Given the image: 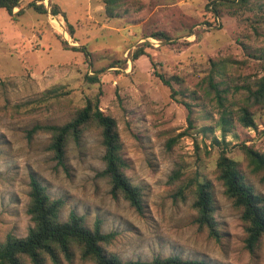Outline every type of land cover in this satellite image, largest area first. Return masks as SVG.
Here are the masks:
<instances>
[{
  "label": "rangeland",
  "instance_id": "rangeland-1",
  "mask_svg": "<svg viewBox=\"0 0 264 264\" xmlns=\"http://www.w3.org/2000/svg\"><path fill=\"white\" fill-rule=\"evenodd\" d=\"M213 1L233 0H126L113 16L104 0H21L14 13H23L15 17L0 8V243L8 235L26 237L33 226L27 210L35 175L52 198L65 201L61 221L72 211L89 228L101 220L103 232L114 234L107 250L123 261L178 256L208 264H264V246L256 255L246 250L241 212L216 172L225 153L264 196V183L247 167L242 147L264 152V110L252 105L249 91L264 75V0L244 10L223 6L219 17ZM32 2L44 3L48 12L29 7ZM52 7L61 13L54 16ZM156 32L170 39L158 40ZM137 50L145 54L134 61ZM158 74L176 77L175 98ZM97 97L118 123L127 174L143 191V212L114 197L101 176L100 129H87L79 144L70 140L63 163L49 148L52 134L34 130L70 122ZM183 101L191 104L193 128ZM248 105L256 129L238 120L236 113ZM224 109L227 131L218 124ZM178 167L185 182L198 172L212 183L219 241L195 223L194 186L185 187L184 196V184L171 183ZM60 264L94 263L78 252Z\"/></svg>",
  "mask_w": 264,
  "mask_h": 264
},
{
  "label": "trees",
  "instance_id": "trees-1",
  "mask_svg": "<svg viewBox=\"0 0 264 264\" xmlns=\"http://www.w3.org/2000/svg\"><path fill=\"white\" fill-rule=\"evenodd\" d=\"M254 1L233 0L229 1V4L213 1L211 5L219 17L221 16L220 8L223 6L236 11L244 10L249 9ZM125 2L126 0H104L106 13L113 16ZM16 7H21V0H0V8L5 9L11 17L23 13V10H20L15 14ZM29 7L41 14L48 12L44 3L32 2ZM51 12L54 16L61 13L58 7H52ZM152 36L158 40L170 39L165 32H156ZM142 54H145L143 50H137L133 55V60H137ZM158 76L163 84L171 89V97L175 98L178 93L173 88L172 80L176 77L166 78L162 74ZM89 79L92 82L98 81L97 77ZM211 86L219 91L217 85L212 82ZM249 91L252 105L264 110V75L259 80L256 89H249ZM183 104L189 109V128H193L191 104L187 101H183ZM236 114L243 127L257 128L255 116L249 105L241 108ZM218 124L224 131L229 128L230 115L227 110L222 111ZM93 126L101 131L102 145L105 149V169L101 176L108 179L111 194L114 197L123 196L136 211L143 212V191L139 185L132 182L127 174L129 165L123 155L118 123L114 117L101 110L99 97L89 99L70 122L62 126H37L34 130H46L52 134L49 148L55 154V158L63 163L68 142L73 140L79 144L85 131ZM186 132L180 134L178 138L186 135ZM171 141L175 143L174 138ZM242 147L247 167L264 183V152L248 147L245 143ZM216 172L217 179L224 186L225 195L241 212V221L244 224L246 235L245 248L252 255H256L260 247L264 246V196L247 183L240 163L225 153L218 158ZM191 174L192 176H189L186 182L183 181L186 174L182 167H178L174 170L171 183L182 182L184 185L179 188V193L184 196L185 187L194 186L193 208L197 213L195 223L201 231L208 232L210 237L219 241L221 235L215 219L213 185L210 181L201 180L198 172ZM29 196L30 203L27 212L33 226L30 227L26 237L8 235L5 242L0 243V264H60L63 259L68 262L73 261L78 252L84 260H90L94 264H208L203 260H184L178 256L158 257L150 262L123 261L118 255L107 250V245L112 242L114 234L103 232L101 220H97L94 227L89 228L84 216L72 211L66 222L61 221L60 213L65 201L61 198H52L35 175H31Z\"/></svg>",
  "mask_w": 264,
  "mask_h": 264
},
{
  "label": "bare ground",
  "instance_id": "bare-ground-1",
  "mask_svg": "<svg viewBox=\"0 0 264 264\" xmlns=\"http://www.w3.org/2000/svg\"><path fill=\"white\" fill-rule=\"evenodd\" d=\"M56 24L58 25V27H59L60 29H62V22H61V23H60V22H57Z\"/></svg>",
  "mask_w": 264,
  "mask_h": 264
}]
</instances>
